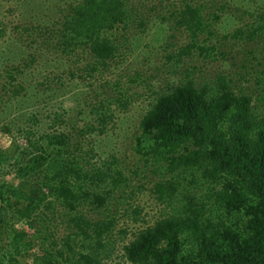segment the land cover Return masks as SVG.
Returning <instances> with one entry per match:
<instances>
[{"label": "trees", "instance_id": "1", "mask_svg": "<svg viewBox=\"0 0 264 264\" xmlns=\"http://www.w3.org/2000/svg\"><path fill=\"white\" fill-rule=\"evenodd\" d=\"M61 3L11 33L0 28V38L19 47L0 59V126L21 142L11 163L20 182L0 185V224L5 207L30 221L40 264H109L115 219H94L81 207L121 204L135 188L105 137L117 112L136 100L114 63L125 52L117 31L136 23L140 9L134 0ZM167 12L182 40L164 55L170 80L140 119L141 164L132 171L155 175L151 192L165 212L123 245V256L130 264H264L262 71L236 77L205 69L232 56L207 0H171ZM230 35L237 44L264 38V12ZM66 97L79 100L81 125L60 102ZM45 103L47 117L40 108L28 113ZM57 205L70 228L61 239L48 219ZM15 232L20 253L25 232ZM3 250L0 226V264Z\"/></svg>", "mask_w": 264, "mask_h": 264}, {"label": "rangeland", "instance_id": "2", "mask_svg": "<svg viewBox=\"0 0 264 264\" xmlns=\"http://www.w3.org/2000/svg\"><path fill=\"white\" fill-rule=\"evenodd\" d=\"M60 1L65 5L70 0H0V28H7L11 33L17 25H22L32 17L51 13L54 5ZM169 1L171 0H134L140 9L138 20L131 26L122 27L117 31L125 52L114 63V69L120 72L129 91L135 93L136 100L126 111L117 112L118 116L109 127L108 135L104 136L105 149L110 154H115L121 168L133 177L130 185H134L135 188L133 191L130 187L126 188V192L122 193L124 201L121 204L113 200L109 206L100 209L81 207L84 213L94 219L103 216H112L115 219L113 231L115 246L109 264H130L123 256V245L132 239L136 232L154 223L165 212L164 205L151 192L155 175L142 170L139 175H134L132 171L141 164L140 155L135 149L136 139L140 134V119L154 101L156 91L165 86V78L170 80L164 55L182 40L181 32L175 28L173 20L168 19ZM207 6L211 21L220 31V37L224 38L225 33L228 35L224 42H229L232 56L228 60L218 59L205 64V69L208 72L233 71L236 77L254 69H261V79H264V65L258 66V62L264 58V38L258 37L256 40L237 44L230 35L238 26L247 28L248 24L264 12V0H207ZM245 11H253V16ZM213 13L218 14L219 19L213 21ZM141 19L144 21L143 24H140ZM225 50L228 51L227 48ZM15 52H19L18 46L9 45L0 38L2 61ZM55 101L57 104L52 103L50 107L56 109L62 102L68 116H72L78 125L84 122L82 117L77 122L78 111L82 108L79 100L66 97L60 102ZM36 108H40V116L47 117L49 114V106L46 103L38 104L36 107L29 106L28 113L31 114V110ZM102 137L103 135L100 138ZM19 144L20 141L15 140L5 132L3 126H0V185L20 182L11 164L14 155L19 153L16 148ZM4 205L5 203L0 202V209ZM2 212L4 221L0 224L1 246L4 250L1 264H40L36 257L41 255V244L35 238V229L31 222L18 220L6 207ZM66 213L60 205L48 211V219L52 226L50 227L54 236L59 239L70 232ZM15 229L18 232H25L21 237L20 253L14 249ZM122 230H126L127 234H123Z\"/></svg>", "mask_w": 264, "mask_h": 264}]
</instances>
